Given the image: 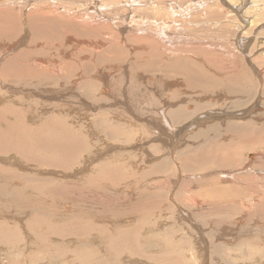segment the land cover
Returning <instances> with one entry per match:
<instances>
[{"label":"rangeland","instance_id":"obj_1","mask_svg":"<svg viewBox=\"0 0 264 264\" xmlns=\"http://www.w3.org/2000/svg\"><path fill=\"white\" fill-rule=\"evenodd\" d=\"M14 3L12 1L13 8L20 15L30 14L45 6L54 10L52 7L55 6L58 8L57 12L69 16L72 22L70 28L37 25L36 29L31 30L29 26L27 28L30 31L24 29L16 38L0 35V49L4 48L3 53L6 55V47H11L12 44L13 52L22 49L26 44H32L30 55L33 53V59L28 54L27 57L16 55L14 61L6 62L9 65L15 64L11 71L16 69L14 67L20 62V70H24L28 66L30 69H38L39 64L44 61L43 67L53 72L50 73L52 80L48 75L42 74L43 72H39L42 77L38 76L37 72L31 77L30 74L21 72L16 75V79L1 78V105L16 104L15 107H18L19 111L27 110L25 122L28 125L34 124L35 121L39 124L41 119L59 120L63 125L62 129L65 128L67 132L71 129L70 135L83 139L85 143L83 142L78 150L77 159L65 165V169L57 170L49 166L38 168L20 160L17 166L11 159L10 162L12 161L14 166L12 168L21 174L35 177L36 182L48 184L49 180L51 183L61 184L66 190L80 186L85 191L82 189L83 197L66 198L61 191L58 193L57 190L48 188V192H53L50 195L52 198L45 199V202H32L33 209L27 203L23 205L24 202H13V205L7 207L6 202L0 203V264H81L80 254L87 252V249V259L95 250L100 257L104 256L103 246L106 245L103 242L101 244L100 236L104 233L95 232L96 239L89 234L88 244L81 243L75 232L78 231L77 228L66 224L65 229L63 221L55 218L58 214H77L79 207L87 209L88 213L93 215L92 219H85L91 220L94 227H102L110 234H115L116 230L121 229L126 238H132L131 243L127 242L126 238L121 240L117 259L111 256L110 264H264V214L260 212L257 215L253 209L245 211L246 207L242 205L243 211L237 201L238 187H243V183L238 182V176L244 174L242 172L245 174L241 179L252 176L257 179L258 173V178L263 177L264 180V168L261 167L264 166V153L258 151L257 147L247 145L251 138L248 132L258 134L261 129V134L264 133V0H16ZM157 6L160 10L155 11L154 7ZM257 7H262L259 14L254 12ZM166 11L168 14L175 11V14L174 18L171 17L174 23L164 30V34L160 35L155 32V28L150 30L148 26L147 32L145 29L139 30V25L133 22L139 17L148 22L147 19L152 17L160 23L159 20L162 22V18L166 17L161 14ZM18 20L17 25L24 27ZM87 20H91V23ZM133 25L137 26L136 29ZM5 26L8 29L10 24ZM137 37L140 40L136 39ZM155 43L157 44L153 46ZM207 54L209 55L206 58ZM5 56H0V63L4 62L3 57L9 59L8 55ZM29 56L30 61L27 60ZM154 58H157L156 61ZM231 58L236 59L238 72L239 64L243 69L246 68L247 73L251 75L249 82L238 80L241 84L235 86L234 82L229 80L234 64ZM157 60L162 61L163 65ZM205 61L207 65L204 64ZM213 61L218 62L215 64L217 67ZM60 62L62 64H59ZM178 62L182 67H195L196 72L203 69V72L215 76L222 83L214 87L213 93H205L203 88L197 86L187 87V84L193 81L190 76L184 74ZM164 63L169 66L164 68ZM226 63L230 64L224 67ZM79 64L88 72L82 71ZM57 67L60 72H57ZM238 81L236 80L237 83ZM176 97L177 99H174ZM131 99L132 102L129 101ZM19 102L25 104L19 105ZM132 107H136V110ZM131 116L134 120H131ZM249 125H252L251 129L246 128ZM229 128L233 132H230ZM234 133L237 135L232 137ZM215 142L242 150L243 156L239 157V162L242 166L245 165L244 169L249 170L251 175L249 171L247 175V171L238 168V163L235 164L236 167L229 164L227 168L222 169H212L213 165L207 163L203 165L206 170L203 169L206 153L196 159L198 151L201 146L205 148V145L206 149L214 148ZM253 148L257 152H253ZM3 158L5 160L7 157ZM187 160L196 164H190L188 167ZM197 164L199 166L194 168ZM220 175H230L232 179L227 178L229 180L226 179L228 182L225 183L220 181ZM103 176L106 179H103ZM93 181L95 185L91 184ZM34 192L37 191L29 190V197L34 196ZM38 195L40 196V193ZM215 200L223 203L217 206L218 202ZM124 202L129 206H123ZM49 213L54 218L47 220ZM50 224L53 226H48ZM60 227L61 229H58ZM55 243H59V246ZM63 243H67L65 248L61 247ZM25 244L33 247L31 251L26 250L28 248ZM79 249H82L80 253ZM47 251L51 253L46 254ZM154 257L156 260L152 259Z\"/></svg>","mask_w":264,"mask_h":264},{"label":"bare ground","instance_id":"obj_2","mask_svg":"<svg viewBox=\"0 0 264 264\" xmlns=\"http://www.w3.org/2000/svg\"><path fill=\"white\" fill-rule=\"evenodd\" d=\"M12 1H13V3H14V1H16V0H0V35H2V36H14V38H16L20 33H22V31L25 29L26 31H27V29L29 30V28L31 29V30H34V28L37 26V25H51L52 27H58V28H60V27H66V28H70L71 27V19H70V17L68 16H65V15H63V14H61L60 12H57V9L55 8V6H53L52 8H54V10H49L47 7H49V6H45V7H40V8H38V9H36L34 12H31L30 14H23V15H20V14H17L16 13V9H14L13 8V5L15 4H13L12 5ZM127 1H130V0H127ZM156 1V0H155ZM232 1V0H231ZM257 1H259V0H257ZM262 1V0H261ZM212 2V1H211ZM158 3V2H157ZM157 3H155V4H157ZM163 3V2H162ZM161 3V5H163ZM152 4V3H151ZM154 4V5H155ZM160 4V3H159ZM165 4V3H164ZM175 4V3H174ZM216 4V3H215ZM254 4V3H253ZM260 4V3H259ZM262 4H263V2H262ZM65 5V4H64ZM73 5V4H72ZM153 5V6H154ZM167 5V4H166ZM165 5V6H166ZM258 5V4H257ZM114 6V5H113ZM168 6V5H167ZM207 6V5H206ZM216 6V5H215ZM214 6V7H215ZM16 7V6H15ZM139 7H141V6H139ZM209 7V6H208ZM207 7V8H208ZM211 7V6H210ZM229 7V6H228ZM230 7H231V5H230ZM233 7V6H232ZM27 8V5L25 6V9ZM29 8V7H28ZM151 8V7H150ZM164 8V7H163ZM169 8V7H168ZM171 8V7H170ZM262 8V7H261ZM260 7H257L255 10H254V12H255V14L257 13V14H259V13H261L260 11L262 10ZM96 9V8H95ZM152 9V8H151ZM154 9H155V11L157 10H160L159 8H158V6L157 7H154ZM153 9V10H154ZM161 9H162V7H161ZM165 9V8H164ZM183 9V8H182ZM190 9V8H189ZM211 9V8H210ZM212 9H213V7H212ZM19 10V9H18ZM79 10V9H78ZM148 10V9H147ZM167 10V9H166ZM176 10V9H175ZM180 10V9H179ZM215 9H213V11H214ZM236 10V9H235ZM21 11V10H20ZM149 11V10H148ZM151 11V10H150ZM169 12H170V10H168ZM190 11V10H189ZM29 12V11H28ZM63 12V11H62ZM81 12H83V11H81ZM146 12V11H145ZM152 12V11H151ZM161 12V11H160ZM168 12V13H169ZM175 11H173L172 13H170V14H168L167 13V11H166V13H162L161 15H164V16H166V17H164V18H162L163 20H162V22H161V19L159 20L160 21V23H158L156 20H154L152 17L151 18H149V19H147V20H149L148 22H146V19H144L143 17H139V19L138 20H134L133 22H135V23H137V25H139V27H138V29L140 28L141 30L143 29H145L144 31H148L149 29L150 30H152V28H155V32H158L160 35L161 34H164L165 33V31L164 30H166L167 28H169V25L170 24H173L174 23V21L172 20V18H174V13ZM263 12V11H262ZM27 13V12H26ZM104 13V12H103ZM154 13V12H153ZM183 13V12H182ZM216 13V12H215ZM225 13V12H224ZM17 14V15H16ZM74 14V13H73ZM166 14V15H165ZM176 14H178V13H176ZM249 14V13H248ZM19 15V16H18ZM71 15V14H70ZM80 15V14H79ZM157 15V14H156ZM161 15H158V16H160L161 17ZM215 15V14H214ZM242 15V14H241ZM240 15V16H241ZM184 16V15H183ZM209 16V15H208ZM172 17V18H171ZM182 17V16H181ZM216 17V16H215ZM243 17V16H242ZM254 17V16H253ZM18 18H19V20H18ZM79 18V17H78ZM186 18V17H185ZM194 18V17H193ZM210 18H211V16H210ZM209 17H208V19H210ZM217 18V17H216ZM260 18V17H259ZM23 19V20H22ZM80 19V18H79ZM78 19V20H79ZM89 19V18H88ZM187 19V18H186ZM17 20L19 21V22H21L22 24H24V27H22V26H18L17 25ZM91 20H92V18H91ZM91 20H90V22H88L89 20H87V22L88 23H91ZM108 20V19H107ZM133 20V19H132ZM151 20V21H150ZM175 20V19H174ZM191 20V19H190ZM264 20V19H263ZM7 21H10V23H6ZM24 21V22H23ZM82 21V20H81ZM81 21H80V24H82L81 23ZM194 21V20H193ZM193 21H189V23H192ZM241 21V20H240ZM112 22V21H111ZM125 22V21H124ZM184 22V21H183ZM187 22V21H186ZM86 23V22H85ZM93 23V22H92ZM95 23V22H94ZM149 25H148V24ZM176 23V22H175ZM178 23V22H177ZM241 23V22H240ZM6 24H10V27L7 29V26H5ZM73 24V23H72ZM84 24V23H83ZM129 24V23H128ZM132 24V23H131ZM184 24V23H183ZM263 24V23H262ZM34 25V26H33ZM94 25V24H93ZM252 26H253V24H251ZM6 27V29H5V27ZM30 26V27H29ZM117 26H118V24H117ZM132 26V25H131ZM146 26H148V28H146ZM179 26H181V25H179ZM191 26V25H190ZM27 27H29V28H27ZM46 27H48V26H46ZM78 27V26H77ZM83 27H85V26H83ZM88 27V26H87ZM86 27V28H87ZM133 27H135L134 25H133ZM137 27V26H136ZM136 27H135V29H136ZM175 27V26H174ZM239 27V26H238ZM254 27V26H253ZM37 28V27H36ZM35 28V29H36ZM40 28H42V27H40ZM39 28V29H40ZM51 28V27H50ZM82 28V27H81ZM119 28V27H118ZM188 28V27H187ZM255 28V27H254ZM259 28V27H258ZM262 28V27H261ZM139 29V30H140ZM78 30H80V29H78ZM138 30V31H139ZM30 31V30H29ZM84 31V30H83ZM95 31V30H94ZM146 31V32H147ZM172 31V30H171ZM177 31V30H176ZM80 32V31H79ZM142 32V31H141ZM244 32V31H243ZM253 32V31H252ZM260 32H262V31H260ZM32 33H33V31H32ZM32 33H31V35H32ZM84 33V32H83ZM139 33V32H138ZM137 33V34H138ZM175 33H177V32H175ZM179 33V32H178ZM87 34V33H86ZM96 34V33H95ZM145 34V33H144ZM174 34V33H173ZM180 34V33H179ZM24 35V34H23ZM123 35V34H122ZM146 35V34H145ZM149 35V34H148ZM189 35V34H188ZM264 35V34H263ZM51 36V35H50ZM140 36V35H139ZM181 35H179V37H180ZM142 37H143V35H142ZM247 37V36H246ZM104 38V37H103ZM126 38V37H125ZM178 38V37H177ZM32 39V38H31ZM101 39V38H100ZM114 39V38H113ZM116 39H118L117 37H116ZM136 39H139L138 37L136 38ZM135 39V40H136ZM34 40V39H33ZM58 40V39H57ZM140 40V39H139ZM20 41V40H19ZM18 41V42H19ZM55 41H56V39H55ZM103 41V40H102ZM122 41V40H121ZM142 41H143V39H142ZM17 42V41H16ZM105 42V41H104ZM119 42V41H118ZM147 42V41H146ZM258 42V41H257ZM59 43H62V42H59ZM109 43V42H108ZM160 42H158V44H159ZM239 43V42H238ZM255 43V42H254ZM157 43H155L154 45L153 44H151V45H153V46H155ZM104 45V44H103ZM102 45V46H103ZM237 45V44H236ZM32 44H26V46L25 47H23L22 49H20V50H18V51H15V52H13L14 51V48H13V44L11 45V47H6V52L5 53H7V55H8V57H9V59L8 60H6L4 57H3V59L2 60H4V62L3 63H0V79L1 78H5L6 79V77H10V78H14V79H16V78H18V76H16V75H20V73L21 72H26V73H28V74H30V77L33 75V76H35V74H36V72H37V75L38 76H40V74H39V72H43L42 74H44V75H48V78L50 77V73L52 72L51 70L49 71L48 70V68H45V66L43 67V64L45 63L44 61L43 62H41L40 64H39V67H38V69H36V68H34V69H30V67L28 66V67H26L24 70H20V65H21V62L19 63V64H16V67H14V68H16V69H14V70H12L11 71V69L13 68V65H15V64H13V65H9L8 63L6 64V62H9V61H14V57L16 56V55H18V54H22V55H24V56H26L27 54L28 55H30V52H32ZM59 46V45H58ZM152 46V47H153ZM258 46V45H257ZM256 46V47H257ZM78 47V46H77ZM157 47V46H156ZM149 48V47H148ZM4 48H2V49H0V50H3ZM134 49V48H133ZM151 49V48H150ZM200 49V48H199ZM260 49V48H259ZM13 50V51H12ZM112 50V49H111ZM12 51V52H11ZM149 51V50H148ZM154 51H155V49H154ZM170 51V50H169ZM202 51V50H201ZM4 52V50L2 51V52H0V53H3ZM66 52V51H65ZM77 52V51H76ZM170 52H172V51H170ZM211 52V51H210ZM11 53V54H10ZM57 53V52H56ZM174 53V52H173ZM263 53V52H262ZM71 54V53H70ZM73 54V53H72ZM147 54V53H146ZM151 54H152V52H151ZM172 54V53H171ZM5 56L6 54H0V56ZM6 55V56H7ZM80 55V54H79ZM84 55V54H83ZM113 55V54H112ZM160 55V54H159ZM175 55V54H174ZM204 55V54H203ZM208 55L209 54H207V56H206V58L208 57ZM5 56V57H6ZM30 56H32V59H33V53L30 55ZM30 56L27 58V60L28 61H30ZM89 56V55H88ZM88 56H86V57H88ZM152 56V55H151ZM155 56V55H154ZM186 56V55H185ZM189 56H191V55H189ZM194 56V55H193ZM211 56V55H210ZM209 56V57H210ZM263 56V55H262ZM20 57V56H19ZM27 57V56H26ZM156 57V56H155ZM159 57V56H158ZM39 58V57H38ZM74 58V57H73ZM89 58H91V57H88V59ZM203 57H201V59H202ZM229 58V57H228ZM22 59V58H21ZM87 59V60H88ZM157 59V58H156ZM156 59L154 58V60L156 61ZM193 59H194V57H193ZM201 59H199V60H201ZM210 59V58H209ZM230 59V58H229ZM232 59V58H231ZM91 60V59H90ZM137 60V59H136ZM161 60L163 61V59L161 58ZM178 60V59H177ZM176 60V61H177ZM228 60V59H227ZM233 60V62L232 63H234L233 64V68H231L232 69V71H231V73H232V76H231V78L229 79V80H232V82H234L233 83V85H240L241 84V82L240 81H238V80H243V81H247V82H249L250 80H251V78H250V74H248L247 73V71H246V68L245 69H243L242 68V66L239 64V68H240V70H239V72H238V67H237V62L235 63V60L234 59H232ZM62 61V60H61ZM73 61V60H72ZM138 61V60H137ZM136 61V62H137ZM151 61V60H150ZM158 62L160 61V60H157ZM162 61L161 62H159V64L161 63L162 64ZM175 61V60H174ZM179 61V60H178ZM181 61V60H180ZM191 61V60H190ZM194 61V60H193ZM207 61H208V59H207ZM210 61H211V59H210ZM84 62V61H83ZM154 62V61H153ZM157 62V63H158ZM172 62H173V60H172ZM185 63H188L187 61H184ZM200 62H202V60L200 61ZM227 62V61H226ZM11 63V62H10ZM90 63V62H89ZM110 63V62H109ZM166 63V62H165ZM164 63V68L168 65H166ZM173 63H175V62H173ZM190 64H191V62H189ZM188 63V64H189ZM203 63V62H202ZM212 63H214V65L215 64H218V62L216 63V61L214 62H212ZM211 63V64H212ZM220 63V62H219ZM59 64H62L61 62L59 63ZM70 64V63H69ZM83 64V63H82ZM106 64V63H105ZM142 64V63H141ZM150 64V63H149ZM200 64V63H199ZM204 64H206V61L204 62ZM211 64H209V65H211ZM227 65H224V67L225 66H228V64H230V63H226ZM84 65V64H83ZM86 65H88V64H86ZM91 65V64H90ZM94 65V64H93ZM110 65V64H109ZM151 65V64H150ZM150 65H149V67H150ZM156 66H159V65H157V64H155ZM163 65V64H162ZM161 65V66H162ZM180 65H181V63H180ZM179 65V62H178V66H180ZM202 65V64H201ZM207 65V64H206ZM213 65V66H214ZM99 66H101V65H99ZM131 66V65H130ZM139 66V65H138ZM143 66V65H142ZM152 66H154V64H152ZM169 66V65H168ZM188 66V65H187ZM198 66H200V65H198ZM212 66V65H211ZM56 67V66H55ZM79 67H81V70L82 71H85L86 72V70H83V68L85 67V65H84V67L82 68V66H80V64H79ZM89 68H90V66H88ZM107 67V66H106ZM111 67V66H110ZM163 67V66H162ZM162 67H160L161 69H162ZM215 67H217L216 65H215ZM58 68V70H57V72L59 71L60 72V69H59V67H57ZM86 68V67H85ZM92 68V67H91ZM130 68V67H129ZM144 68V67H143ZM148 68V67H147ZM175 68V67H174ZM180 68L182 69V71L183 72H185L184 74L185 75H188V76H190V78H191V80L193 81L192 83H186L187 84V87L189 86V87H193V86H197V87H201V88H203L204 89V91H205V93H213L214 92V87H217L219 84H221L222 82L219 80V79H217V78H215V76L213 77V76H211V75H209V74H207V72H203L204 70L203 69H201L200 71H195V67L194 68H191V65L189 66V67H186V66H180ZM179 68V70H181ZM201 68H202V66H201ZM223 67H221V69H222ZM228 68V67H227ZM10 69V70H9ZM55 69V68H54ZM74 69V68H73ZM94 69V68H93ZM120 69V68H119ZM149 69H152V68H149ZM154 69V68H153ZM152 69V70H153ZM156 69V68H155ZM167 69V68H166ZM172 69V68H171ZM199 69V68H198ZM224 69V68H223ZM90 70H92V69H90ZM113 70V69H112ZM146 70V69H145ZM165 70V69H164ZM175 70V69H174ZM173 70V71H174ZM179 70H178V72H179ZM215 70V69H214ZM81 71V72H82ZM93 71V70H92ZM101 71V70H100ZM104 71V70H103ZM110 71V70H109ZM162 71V70H161ZM194 71V72H193ZM207 71V70H206ZM229 71V70H228ZM264 71V70H263ZM84 72V73H85ZM88 72V71H87ZM86 72V73H87ZM96 72V71H95ZM163 72V71H162ZM165 72V71H164ZM23 73V74H24ZM53 73V72H52ZM161 73V72H160ZM210 73V72H209ZM219 73V72H218ZM27 74V75H28ZM81 74V73H80ZM83 74V73H82ZM150 74V73H149ZM180 74V73H179ZM93 75V74H92ZM98 75V74H97ZM154 75H156V74H154ZM158 75V74H157ZM175 75V74H174ZM37 76V77H38ZM85 76V75H84ZM88 76V75H87ZM159 76V75H158ZM182 76V75H181ZM180 76V77H181ZM26 77V76H25ZM40 77H42V76H40ZM90 77V76H89ZM125 77V76H124ZM154 77H157V76H154ZM184 77V76H183ZM220 77H221V75H220ZM232 77H233V79H232ZM27 78V77H26ZM132 78V77H131ZM151 78V77H150ZM187 78V77H186ZM189 78V77H188ZM143 79V78H142ZM156 79H158V77L156 78ZM155 79V80H156ZM174 79V78H173ZM50 80H52V78L50 77ZM169 80V79H168ZM170 80H172L171 78H170ZM175 80V79H174ZM236 80L238 81V83L236 82ZM253 80V79H252ZM22 81H24V80H22ZM115 81V80H114ZM113 81V82H114ZM139 81V80H138ZM166 81V80H165ZM181 81V80H180ZM184 81H186V80H184ZM205 81H207L206 83H205ZM111 82H112V80H111ZM147 82V81H146ZM182 82V85H184L183 84V81H181ZM240 82V83H239ZM100 83V82H99ZM2 84V83H1ZM27 84V83H26ZM25 84V85H26ZM138 84V83H137ZM141 84V83H140ZM160 84V83H159ZM248 84H250V83H248ZM100 85V84H99ZM120 85V84H119ZM142 85V84H141ZM243 85V84H242ZM127 86V85H126ZM160 86H161V84H160ZM117 87V86H116ZM234 87V86H233ZM235 88V87H234ZM104 89V88H103ZM161 89V88H160ZM160 89H156V90H160ZM21 90V89H20ZM235 90H236V88H235ZM59 91V90H58ZM101 91V90H100ZM104 91V90H103ZM116 91V90H115ZM125 91H126V89H125ZM124 91V92H125ZM69 92V91H68ZM133 91H131V93H132ZM135 92V91H134ZM15 93V92H14ZM61 93V92H60ZM152 93V92H151ZM17 94V93H16ZM19 94V93H18ZM106 94H107V92H106ZM128 94H130V93H128ZM23 95V94H22ZM27 95H28V93H27ZM57 95V94H56ZM103 95V94H102ZM101 95V96H102ZM127 94H125V96H126ZM149 95V94H148ZM212 94H210V96H211ZM58 96V95H57ZM120 96V95H119ZM118 96V97H119ZM145 96H147V95H145ZM224 96V95H223ZM7 97V96H6ZM63 97V96H62ZM131 97H133L132 95H131ZM175 97V96H174ZM221 96H219V98H220ZM2 98V97H1ZM0 98V203H3V202H6L5 203V206L7 207V206H10V205H13V202H24V204L23 205H25L26 203L30 206V207H32V209H33V203L32 202H45L46 200H47V198L48 199H51L52 197L50 196L53 192L51 191V192H48L47 190H50V189H48V188H53V189H55V190H57L56 192H58V193H60V191L62 192V193H64V195H65V197L66 198H70V197H83V195H84V188L83 187H76V186H74V187H72L71 188V190H66L65 189V187L64 186H62L61 184H59V183H57V184H55V183H51L52 181H49L48 179V184H43L42 182L40 183V182H36L35 180H36V178L34 177H31L30 175H28V174H21V173H19L18 171H16V170H14L12 167H14L12 164L13 163H15L17 166L19 165L18 163L20 162V161H23L24 163H27V164H32V165H36V166H38V168H39V166H49V167H51V168H56L57 170H59L60 168H61V170H62V168H64V167H66L65 165H67L68 163H71V162H73L75 159H77V154H78V150H80V148H81V145L82 144H84L85 142H84V140L83 139H76V138H74L72 135H70L71 134V132H72V130L70 129V130H68V132L65 130V128L64 129H62V127H63V125H62V123H61V121H53V120H51V119H41V123L39 122V124L37 123V121H35V123L34 124H32L31 123V125H28V124H26V122L25 121H27L26 120V118H25V116H28V115H26V113H25V111H27V110H25V111H19L18 110V107L16 108L15 106H16V104L15 105H5V106H2L1 104H2V99ZM4 98V97H3ZM18 98V97H17ZM123 98H124V96H123ZM134 98V97H133ZM143 98V97H142ZM207 98H208V96H207ZM210 98V97H209ZM208 98V100H210L211 101V99H209ZM228 98V97H227ZM20 99V98H19ZM24 99H26V98H24ZM147 99V98H146ZM145 99V100H146ZM174 99H177V97L176 98H174ZM182 99V98H181ZM204 99H206V98H204ZM215 99V98H214ZM119 100V99H118ZM137 100V99H136ZM5 101V100H4ZM122 101V100H121ZM120 101V102H121ZM125 101V100H124ZM129 101H131L132 102V99L131 100H129ZM128 101V102H129ZM186 102L187 101H185L184 103L186 104ZM203 102H205V101H203ZM212 102V101H211ZM5 104V103H4ZM8 104H9V102H8ZM22 104H25V103H22V102H19V105H22ZM114 104V103H113ZM188 104V103H187ZM192 104V103H191ZM206 104V103H205ZM18 106V105H17ZM97 106V105H96ZM125 106V105H124ZM184 107V106H183ZM192 107H194V106H192ZM197 107V106H196ZM195 107V108H196ZM114 108V107H113ZM116 108H118V107H116ZM132 108H135V110H136V107H132ZM186 108V107H185ZM187 108H188V106H187ZM204 108H206V106L204 107ZM121 109V108H120ZM197 109V108H196ZM199 109V108H198ZM201 109V108H200ZM203 109V108H202ZM124 110V109H123ZM204 110V109H203ZM198 111V110H197ZM124 112V111H123ZM28 114H29V112H27ZM102 113V112H101ZM104 113V112H103ZM31 114V113H30ZM197 114V113H196ZM241 114V113H240ZM119 115H120V113H119ZM135 115V114H134ZM226 115V114H225ZM99 116V115H98ZM136 116V115H135ZM134 116V117H135ZM201 116V115H200ZM227 116V115H226ZM243 116V115H242ZM32 117H33V115H32ZM105 117V116H104ZM128 117V116H127ZM132 117V116H131ZM139 117V116H138ZM189 118V117H188ZM130 119V118H129ZM190 119V118H189ZM114 120H116V119H114ZM125 120V119H124ZM123 120V121H124ZM131 120H134L133 119V117L131 118ZM136 120V119H135ZM122 121V122H123ZM127 121V120H126ZM33 122V121H32ZM129 122V121H128ZM130 122H133V121H130ZM134 126V125H133ZM189 128V127H188ZM192 128V127H191ZM232 128V127H231ZM246 128H248V129H251L252 128V125H249V126H246ZM114 130V129H113ZM125 130V129H124ZM189 130V129H188ZM125 131H127V130H125ZM229 131L230 132H233V131H231L230 130V128H229ZM106 132V131H105ZM162 132V131H161ZM164 132V131H163ZM165 132H166V130H165ZM261 129H259L258 130V134H253L252 132H248V134H250L251 135V138H250V140L247 142V145L248 146H254V147H257L259 150L258 151H263V153H264V133H262L261 134ZM121 133H123V131L121 132ZM167 133V132H166ZM114 134V133H113ZM118 135H120V134H118ZM237 135V133H234V134H232V137L233 136H236ZM199 137V136H198ZM132 139V138H131ZM222 140V139H221ZM84 142V143H83ZM173 142V141H172ZM206 143V142H205ZM107 144V143H106ZM215 144H217V146L215 145ZM250 144V145H249ZM214 148H208V149H206L207 147H206V145H205V148H202V146L200 147V149H199V151H198V156L196 157V159H198L202 154H204V153H206V156H205V159H204V161H203V164H202V168H203V165H205V164H207V163H210V164H212L213 165V167H212V169H222V168H227V166L229 165V164H232V165H234L235 167L237 166V165H235L236 163H238V168H241V169H244L245 167V165L244 166H242L241 164H240V162H239V157H242L243 156V152H242V150H239V149H236V148H232V146L231 147H227V146H222L220 143H218V142H215L214 144ZM107 146V145H106ZM109 146V145H108ZM176 146V145H175ZM179 146V145H178ZM135 147V146H134ZM173 147V146H172ZM92 148V147H91ZM90 149V148H89ZM104 149H106V148H104ZM173 149H174V147H173ZM207 150V152H204L205 150ZM82 150V149H81ZM202 150H204V151H202ZM253 150V152H257V151H255L254 150V148L252 149ZM171 152H172V149L170 150ZM109 152V151H108ZM212 152V153H211ZM194 154V153H193ZM197 154V153H196ZM257 154V153H256ZM259 154V153H258ZM108 155V154H107ZM195 155V154H194ZM254 155V154H253ZM260 155H261V153H260ZM3 156H6L7 158L4 160V158H3ZM178 156V155H177ZM176 156V157H177ZM191 156V155H190ZM248 156V155H247ZM246 156V157H247ZM255 156V155H254ZM109 157V156H108ZM181 156H179V158H180ZM186 156H184V158H185ZM193 157V156H192ZM261 157V156H260ZM262 157H263V154H262ZM101 158V157H100ZM106 158V157H105ZM186 158H188V157H186ZM190 158V157H189ZM195 158V157H194ZM194 158H192V159H194ZM248 158V157H247ZM256 158V157H255ZM264 158V157H263ZM12 159V161H13V163H12V161L10 162V160ZM14 159H17V161L16 160H14ZM191 159V160H192ZM243 159L244 160H246L247 161V159H245L244 157H243ZM254 159V157L251 155V160H253ZM20 160V161H19ZM190 160V159H189ZM189 160H187V162L189 161ZM237 160H238V162H237ZM116 161V160H115ZM195 161V160H194ZM175 162V161H174ZM186 162V163H187ZM204 162H206V163H204ZM245 162V161H244ZM261 162H263V160L261 161ZM94 163V162H93ZM111 163V162H110ZM193 163H195L196 164V162H193ZM192 162L190 163V161H189V164H188V167H190L192 164H193ZM242 163V162H241ZM248 163V162H247ZM73 164V163H72ZM89 164V163H88ZM103 164V163H102ZM108 164V163H107ZM107 164H106V166H107ZM121 164V163H120ZM163 164V163H162ZM172 164L174 165V163L172 162ZM191 164V165H190ZM209 164V165H210ZM245 164H246V162H245ZM251 164V163H250ZM261 164V163H260ZM7 165V166H6ZM109 165V164H108ZM111 165V164H110ZM166 165V164H165ZM185 165V164H184ZM190 165V166H189ZM231 165V166H232ZM259 165V164H258ZM70 166V165H69ZM68 166V167H69ZM101 166V165H100ZM100 166H98L99 168H100ZM103 166H105V165H103ZM116 166V165H115ZM163 166V165H162ZM199 165L197 164L195 167H194V165H193V167L194 168H197ZM234 166H232V167H234ZM251 166V165H250ZM117 167V166H116ZM164 167H166V166H164ZM248 167H249V164H248ZM261 167H263L264 168V166H261ZM102 168V167H101ZM176 168V167H175ZM174 168V169H175ZM185 168V170H186V168H187V166L186 167H184ZM184 168H183V171H184ZM246 168H247V166H246ZM250 168H252V167H250ZM254 168H255V165H254ZM18 169H20V168H18ZM33 169H34V167H33ZM55 169V170H56ZM65 169V168H64ZM164 169V168H163ZM163 169H161V170H163ZM203 169H205V168H203ZM203 169H202V171H203ZM231 169V168H230ZM60 170V171H61ZM176 170V169H175ZM206 170V169H205ZM231 170H235V169H231ZM245 170V169H244ZM20 171V170H19ZM50 171H51V169H50ZM73 171V170H72ZM77 171V170H76ZM81 171H83V170H81ZM89 171V170H88ZM99 171V170H98ZM101 171V170H100ZM108 171H110V169L108 170ZM188 171V170H187ZM245 171H247V175H248V171L249 170H245ZM259 171V170H258ZM262 171H264L263 169H262ZM23 172V171H22ZM64 172V171H63ZM83 172H86V171H83ZM182 172V171H181ZM250 172V171H249ZM255 172V171H254ZM253 172V173H254ZM52 173V172H51ZM54 173H55V171H54ZM80 173H82V172H80ZM179 173H180V171H179ZM186 173V172H185ZM222 172H220V174H221ZM230 173V172H229ZM234 173H235V171H234ZM234 173H233V175H234ZM239 173V172H238ZM242 173H244L245 174V172H242ZM256 173V172H255ZM260 173V172H259ZM44 174V173H43ZM57 174V173H56ZM61 174H64V173H61ZM240 174H241V172H240ZM243 174V175H244ZM261 174V173H260ZM55 175V174H54ZM73 175H74V173H73ZM102 175V174H101ZM110 175V174H109ZM243 175H240V177L242 176L243 177ZM246 175V176H247ZM250 175H251V172H250ZM253 175H256V174H253ZM257 175L258 176H260L258 173H257ZM61 176V175H60ZM59 176V177H60ZM63 176V175H62ZM65 176H66V174H65ZM75 176V175H74ZM73 176V177H74ZM112 176V175H111ZM178 176H179V174H178ZM258 176L256 177L257 179H254V177H253V181H252V177L251 178H243V179H241L239 176H238V182H242L243 184H241V186H243V187H238V203H240V207H241V210H243V207H246L245 208V211H246V209H253V212H256L257 213V215H258V213H263L264 214V180L262 179V178H258ZM55 177V176H54ZM58 177V176H57ZM56 177V178H57ZM104 177L105 176H103L102 178L104 179ZM229 177H230V175H229ZM229 177H226V175H220V181H223V182H225V181H227V180H229V179H227V178H229ZM236 177V176H235ZM79 178V177H78ZM91 178V177H90ZM211 178V177H210ZM231 178V177H230ZM66 179V178H65ZM95 179V178H94ZM97 179V178H96ZM105 179H106V177H105ZM227 179V180H226ZM232 179V178H231ZM110 180V179H109ZM76 181V180H75ZM78 181V180H77ZM82 181V180H81ZM84 181V180H83ZM103 181V180H102ZM107 181V180H106ZM194 181V180H193ZM67 182H68V180H67ZM86 182V181H85ZM84 182V183H85ZM98 182V181H97ZM176 182V181H175ZM198 182H199V179H198ZM228 182V181H227ZM66 183V182H65ZM82 183V182H81ZM174 183V182H173ZM226 183V182H225ZM230 183H232V182H230ZM63 184V183H62ZM91 184H94L95 185V183H94V181H93V183H91ZM111 184V183H110ZM109 184V185H110ZM175 184V183H174ZM179 184V183H178ZM199 184H200V182H199ZM67 185V184H66ZM79 185V184H78ZM85 185V184H84ZM84 185H82V186H84ZM193 185H194V183H193ZM226 185H228V184H226ZM262 185H263V187H262ZM177 186V185H176ZM223 186V185H222ZM240 186V185H239ZM230 187V186H229ZM61 188V189H60ZM74 188V189H73ZM77 188V189H76ZM35 189H37V190H35ZM84 191H83V190ZM29 190H31L32 192L33 191H37V192H34V196H31V197H29V194H28V192H29ZM233 190V189H232ZM129 192H130V189L128 190ZM177 191V190H176ZM235 191V190H234ZM215 192V191H214ZM232 192V191H231ZM40 193V196L38 195ZM205 193H206V191H205ZM225 193V192H224ZM37 194V195H36ZM229 194V193H228ZM227 194V195H228ZM200 195V194H199ZM212 195V194H211ZM210 195V196H211ZM36 196V197H35ZM147 196V195H146ZM201 196V195H200ZM206 196V195H205ZM213 196V195H212ZM226 196V195H225ZM229 196H231V195H229ZM236 196V195H235ZM64 197V198H65ZM60 198V197H59ZM143 198H144V196H143ZM201 198H202V196H201ZM240 198V199H239ZM46 199V200H45ZM209 199H207V201H208ZM240 200V201H239ZM211 201H213V200H211ZM216 202H218V204H217V206L219 205V204H221V203H223L222 201L221 202H219V200L217 201V200H215ZM224 201V200H223ZM216 202H214V204L216 203ZM224 202H226V201H224ZM232 202V201H231ZM10 203V204H9ZM152 203V205H153V202H151ZM162 203V202H161ZM83 204V203H82ZM117 204V203H116ZM140 204V203H139ZM198 204V203H197ZM214 204H213V207H214ZM37 205V204H36ZM125 205V202L123 203V206ZM137 206H138V204H136ZM201 204H199V206H200ZM226 205V204H225ZM233 205V204H232ZM242 205H243V207H242ZM126 206V205H125ZM127 206H129V204H127ZM126 206V207H127ZM141 206V205H140ZM210 206V205H209ZM219 206H221V205H219ZM120 207H121V205H120ZM213 207H210V208H212V210H215V209H213ZM57 208V207H56ZM119 208V207H118ZM122 208V207H121ZM220 208V207H219ZM223 208V207H222ZM89 209V208H88ZM256 209V210H255ZM36 210V209H35ZM146 210V209H145ZM221 210V209H220ZM22 211V210H21ZM135 211V210H134ZM134 211H130V212H134ZM143 211V210H142ZM244 211V210H243ZM258 211V212H257ZM59 212V211H58ZM252 212V213H253ZM9 213V212H8ZM51 213V212H50ZM49 213V214H50ZM135 213V212H134ZM245 213V212H244ZM255 213V214H256ZM38 214V213H37ZM48 214V215H49ZM125 214V213H124ZM254 214V216L253 217H255L256 215ZM143 215V214H142ZM242 215H243V213H242ZM35 216V215H34ZM237 216V215H236ZM259 216H261V215H259ZM36 217V216H35ZM38 217H39V215H38ZM47 217V216H46ZM54 218V216L53 215H49L48 216V219L47 220H49L50 218ZM85 217H88V219H92V217H93V215H91V214H89L88 213V211H87V209H85V208H81V207H79L78 208V213L77 214H74L73 213V215H60V214H58V215H56V217L55 218H60V219H58L59 221L60 220H62L63 221V227H65L66 226V224L67 225H71L72 227L74 226L75 228H77L78 229V231H75L77 234V236H79L80 237V239H81V243L82 242H86L87 244H88V240H87V238H88V235L89 234H91V235H93V237H95V239H96V237H97V235H95V232L96 233H98V234H101V233H104V235H100L101 236V244H102V242L106 245V246H103V249H104V251H105V254H104V256H102V257H100L99 256V254H98V252H95V251H97V250H95V251H93V252H91L90 253V255H89V258L87 259V253H88V249L86 250L87 252H84V253H82V254H80V263L81 264H110V258H111V256L112 257H114V258H116L117 259V256H118V246H119V243L121 242V240L122 239H125L126 238V234H125V232H121V229H118V230H116L115 232V234H110V233H107L106 232V230L105 229H103L102 227L101 228H96V227H94L93 225H92V223H91V220H86L85 219ZM100 217V216H99ZM107 217V216H106ZM263 217V216H262ZM10 218V217H9ZM12 218V217H11ZM17 218H18V216H17ZM41 218H43V217H41ZM97 218H98V216H97ZM104 218V217H103ZM133 218V217H132ZM235 218V217H234ZM250 218V217H249ZM39 219V218H38ZM252 219V218H251ZM250 219V220H251ZM263 219V218H262ZM121 220V219H120ZM127 220V219H126ZM256 220V219H255ZM264 220V219H263ZM43 221V220H42ZM45 221V220H44ZM43 221V222H44ZM52 221H53V219H52ZM102 221V220H101ZM113 221V220H112ZM119 221V220H118ZM261 221V220H260ZM50 222V221H49ZM47 223V222H46ZM50 223H53V222H50ZM96 223V222H95ZM262 223V222H261ZM47 224H49V223H47ZM253 224V223H252ZM38 225V224H37ZM55 225H57L56 223H55ZM54 225V226H55ZM65 225V226H64ZM99 225V224H98ZM219 225V224H218ZM48 226H50V227H52L53 226V224L51 225H48ZM47 226V227H48ZM69 226H68V228H69ZM124 226V225H123ZM140 226V225H139ZM238 226V225H237ZM252 226V225H251ZM62 227V226H61ZM61 227L60 228H58V229H61ZM71 227V228H72ZM121 227V226H120ZM138 227V226H137ZM44 229V228H43ZM49 229V228H48ZM53 229V228H52ZM56 229V228H55ZM65 229H66V227H65ZM73 229V228H72ZM72 229H71V231H72ZM127 229V228H126ZM41 230H42V228H41ZM45 230V229H44ZM69 230V229H68ZM75 230V229H74ZM124 230V229H123ZM1 231V230H0ZM15 231V230H14ZM63 231V230H62ZM249 231V230H248ZM38 232V231H37ZM43 232V231H42ZM57 232L58 231H56V234H57ZM2 233V232H1ZM40 233V232H39ZM60 234H61V232H59ZM66 233V232H65ZM15 234H16V232H15ZM30 234V233H29ZM34 234V233H33ZM55 234V233H54ZM53 234V235H54ZM59 234V237L61 236ZM72 234V233H71ZM73 234H75V233H73ZM17 235V234H16ZM16 235H14V236H16ZM58 235V234H57ZM63 236H64V234H62ZM67 235V234H66ZM252 235V234H251ZM38 236H39V234H38ZM45 236V235H44ZM47 236H48V234H47ZM55 236V235H54ZM13 237V236H12ZM18 237V236H17ZM25 237V236H24ZM30 237H31V235H30ZM33 237V236H32ZM42 237V236H41ZM46 237V236H45ZM69 237V236H68ZM74 237V236H73ZM82 237V238H81ZM118 237V238H117ZM28 238V237H27ZM40 238V237H39ZM48 238H49V236H48ZM47 238V239H48ZM56 238H57V236H56ZM72 238V237H71ZM78 238V237H77ZM30 239V238H29ZM54 239V237L51 239V240H53ZM72 239H75V238H72ZM89 239V238H88ZM37 240V239H36ZM57 240V239H56ZM126 240H127V242H129V243H131L132 241V238L130 237V236H128L127 238H126ZM16 241H18V239H16ZM55 241V240H54ZM31 242H33V241H31ZM35 242V241H34ZM59 242V241H58ZM64 242V241H63ZM255 242V241H254ZM263 242V241H262ZM30 243V242H29ZM28 243V244H29ZM62 243V242H61ZM80 243V244H81ZM32 244V243H31ZM38 244V243H37ZM58 245L59 243H55V245ZM70 244H71V242H70ZM69 244V245H70ZM97 244V243H96ZM206 244V243H205ZM26 246H27V244H25ZM40 245V244H39ZM53 245H54V243H53ZM64 243H63V245H61V247L63 246V248H65L64 247ZM66 245H67V243H66ZM65 245V246H66ZM74 245H76L75 243H74ZM86 245V244H85ZM59 246V245H58ZM57 246V247H58ZM76 246H78V245H76ZM75 246V247H76ZM87 246V245H86ZM93 246V245H92ZM29 247H30V249H29ZM31 247L32 246H27V248L28 249H26V247H25V249L28 251V250H30L31 251ZM53 248H54V246H52ZM51 247V248H52ZM70 247V246H69ZM73 247V246H72ZM89 247V246H88ZM33 248V247H32ZM35 248V247H34ZM40 248V247H39ZM42 248V247H41ZM52 248V249H53ZM56 248V247H55ZM45 249H46V247H45ZM51 249V250H52ZM67 249H69V248H66V250ZM20 250V249H19ZM50 250V249H49ZM54 250V252H55V249H53ZM58 250H59V248H58ZM80 251H79V253L82 251V249H79ZM40 251V250H39ZM43 251V250H42ZM42 251H40V252H42ZM57 251V250H56ZM61 251V250H60ZM19 252V251H18ZM35 252H36V250H35ZM50 252V251H49ZM49 252L47 251L46 252V254L48 253L49 254ZM15 253H17V252H15ZM21 253V252H20ZM37 253V252H36ZM51 253V252H50ZM61 253V252H60ZM62 253L63 254H65L63 251H62ZM74 253V252H73ZM19 254V253H18ZM38 254V253H37ZM43 254V253H42ZM44 255V254H43ZM42 255V256H43ZM51 255V254H50ZM57 255V254H56ZM66 255V254H65ZM205 255V254H204ZM20 256V255H19ZM41 256V255H40ZM39 255H38V257H40ZM58 256V255H57ZM60 256V255H59ZM63 256V255H62ZM46 257V256H45ZM61 257V256H60ZM41 259L43 258V257H40ZM52 258V257H51ZM55 259H56V256L54 257ZM65 258V257H64ZM49 259V258H48ZM95 259V260H94ZM153 260H156V258L154 257V258H152ZM18 260V259H17ZM27 260V259H26ZM94 260V261H93ZM128 260V259H127ZM208 260V259H207ZM21 261V260H20ZM24 261H25V259H24ZM23 261V262H24ZM43 261H45V262H47L46 260H44L43 259ZM51 261H52V259H51ZM135 261V260H134ZM192 261H194V260H192ZM17 262V261H16ZM53 262V261H52ZM130 262V261H129ZM132 262V261H131ZM40 263V262H39ZM48 263V262H47ZM18 264V263H17ZM20 264V263H19ZM22 264V263H21ZM37 264V263H36ZM54 264V263H53ZM123 264V263H122ZM128 264V263H127ZM179 264V263H178Z\"/></svg>","mask_w":264,"mask_h":264}]
</instances>
